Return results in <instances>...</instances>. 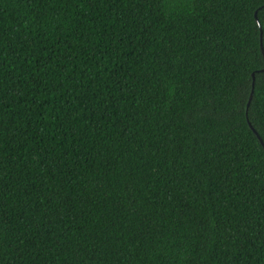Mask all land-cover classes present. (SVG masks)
<instances>
[{
  "label": "trees",
  "instance_id": "1",
  "mask_svg": "<svg viewBox=\"0 0 264 264\" xmlns=\"http://www.w3.org/2000/svg\"><path fill=\"white\" fill-rule=\"evenodd\" d=\"M263 49L264 0H0V264H264Z\"/></svg>",
  "mask_w": 264,
  "mask_h": 264
},
{
  "label": "water",
  "instance_id": "2",
  "mask_svg": "<svg viewBox=\"0 0 264 264\" xmlns=\"http://www.w3.org/2000/svg\"><path fill=\"white\" fill-rule=\"evenodd\" d=\"M256 16H257V13H256ZM263 51H264V49H263ZM252 93H253V91H252ZM251 98H252V95H251V97H250V100H251ZM251 126H252V125H251ZM252 128H253L254 131L257 133L259 139L261 140L262 144L264 145V140H263V138L261 137V135L257 132V130H256L253 126H252Z\"/></svg>",
  "mask_w": 264,
  "mask_h": 264
}]
</instances>
